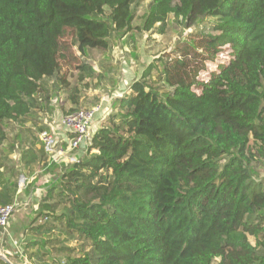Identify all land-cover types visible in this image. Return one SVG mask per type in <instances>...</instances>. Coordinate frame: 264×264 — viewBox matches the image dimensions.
<instances>
[{
	"label": "trees",
	"instance_id": "obj_1",
	"mask_svg": "<svg viewBox=\"0 0 264 264\" xmlns=\"http://www.w3.org/2000/svg\"><path fill=\"white\" fill-rule=\"evenodd\" d=\"M170 15L196 30L141 67L47 186L27 264H264V0H0V144L38 100L64 91L63 114L81 108L80 84L103 76L83 62L70 79L72 46L87 57L115 32L164 34Z\"/></svg>",
	"mask_w": 264,
	"mask_h": 264
},
{
	"label": "crops",
	"instance_id": "obj_2",
	"mask_svg": "<svg viewBox=\"0 0 264 264\" xmlns=\"http://www.w3.org/2000/svg\"><path fill=\"white\" fill-rule=\"evenodd\" d=\"M107 51H99L97 59L99 63L97 72L102 74L105 82L101 89L103 92L94 89L95 91L88 93L90 97L96 94L97 98L94 96L95 104H101V109L95 114L90 137L108 121L112 113L116 112L118 99L129 91L131 79L139 77L142 72L141 68L138 70L129 69L127 70L128 78L118 79V74L116 76L112 74L113 79H109L112 67L105 58ZM90 63L93 65L92 61ZM95 63L96 61L93 65L94 68ZM109 80H113L112 84H109ZM49 81L50 83H47L46 86H49L50 92L53 93L52 88L55 89V83H53V79H49ZM63 95L64 92L60 91L59 94L51 95L48 103L36 101L35 107L28 116L9 121L5 125L7 138L0 144V188L11 187L16 183L17 188L14 189L15 210L13 216L5 230L0 228V254H4L12 264L28 263L27 256L23 254L25 229L37 215L39 200L45 194L47 186L56 181L63 169L58 165L48 164L40 140L37 138L39 140L37 141L34 138V135H37L34 129L36 123H39L42 129L54 132L61 141L71 137V134L65 131L61 123ZM84 98L85 96L81 98L80 104ZM95 104L85 105L92 107ZM66 106L69 107L68 102H66ZM64 143L66 142L64 141ZM87 145L86 141L81 144L78 151L79 157L85 154Z\"/></svg>",
	"mask_w": 264,
	"mask_h": 264
},
{
	"label": "rangeland",
	"instance_id": "obj_3",
	"mask_svg": "<svg viewBox=\"0 0 264 264\" xmlns=\"http://www.w3.org/2000/svg\"><path fill=\"white\" fill-rule=\"evenodd\" d=\"M137 22L140 23V19H138ZM195 27H197V25H195ZM195 27L186 29L182 24L176 22L173 15H170L168 28L166 33L164 34H157L154 33L153 31L141 32L138 30H133L125 33L124 31L115 32L114 37L112 39L113 40L112 47L105 54V58L107 59L106 61H108V63L112 67L111 75H110L111 78L109 79H113L112 77L118 74L119 75L118 79L124 80L126 77L128 78L127 70L129 69L138 70L141 67H145L150 61L155 60L157 58L160 59V57H163L164 55H166V53H171L172 48L175 46L176 42L178 40L185 39L190 32L196 30ZM64 40L67 43L72 42L71 30H69L68 33L65 35ZM99 51L103 52V50H99L96 48L90 49L88 50L87 57H85V55H82L75 46H72L71 47L72 54L70 58L69 59L67 58L66 60L63 61V71L69 75L70 79H73L75 78L76 74L79 71L80 64H82L83 62L92 61L94 65V62L96 61L94 69L96 73H98L97 71L99 69V63L97 59L99 58V54H98ZM228 57L229 56L227 55V53L220 55V59L222 60V62L227 60ZM216 67H217V63H213V64H209L208 69L211 71L214 70ZM72 74H75V76L72 77ZM112 82L113 80H109V84H112ZM104 84L105 82L103 81V77L99 78L96 76L94 78H91L87 76L86 80L80 84L82 89L81 98L85 96V98L83 99L85 103H83L82 101V104L79 105V108L86 107V105L88 104L90 105L95 104L96 100L94 99V96L95 98H97L96 94L93 95V97H90L88 93H90L91 91H95L94 89H99V91H101L102 85ZM35 126L36 128L34 129L37 135H34V138L35 140H37V138L39 139V133L42 130V128L39 126V123H36ZM261 159L263 162L259 164L258 170L260 174L264 176V158L262 157ZM251 240L253 243H255L253 237H251ZM67 244L76 245V242L71 240L67 242Z\"/></svg>",
	"mask_w": 264,
	"mask_h": 264
},
{
	"label": "built area",
	"instance_id": "obj_4",
	"mask_svg": "<svg viewBox=\"0 0 264 264\" xmlns=\"http://www.w3.org/2000/svg\"><path fill=\"white\" fill-rule=\"evenodd\" d=\"M101 109V104L92 107H81L71 114H63L61 123L65 131L71 134L67 140H59L55 133L42 129L39 133V139L46 155L49 165H58L75 162L79 156L78 151L82 142L90 141L92 136V123L96 112ZM90 139V140H89ZM15 210L14 203L0 204V228L5 230Z\"/></svg>",
	"mask_w": 264,
	"mask_h": 264
},
{
	"label": "water",
	"instance_id": "obj_5",
	"mask_svg": "<svg viewBox=\"0 0 264 264\" xmlns=\"http://www.w3.org/2000/svg\"><path fill=\"white\" fill-rule=\"evenodd\" d=\"M0 257H1L6 263H8V264H12V263L10 262V260H9L4 254H0Z\"/></svg>",
	"mask_w": 264,
	"mask_h": 264
}]
</instances>
